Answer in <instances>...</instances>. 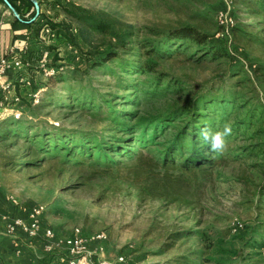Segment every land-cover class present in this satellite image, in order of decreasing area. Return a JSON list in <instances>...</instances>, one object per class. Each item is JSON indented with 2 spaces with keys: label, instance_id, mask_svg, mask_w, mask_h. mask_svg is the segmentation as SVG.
Segmentation results:
<instances>
[{
  "label": "rangeland",
  "instance_id": "374dc122",
  "mask_svg": "<svg viewBox=\"0 0 264 264\" xmlns=\"http://www.w3.org/2000/svg\"><path fill=\"white\" fill-rule=\"evenodd\" d=\"M51 1L52 18L73 23L77 45L51 28L44 50L27 68V89L23 84L16 90L22 101L0 104V183L5 195L19 202L14 214L20 205H43L44 225L57 237L79 230L95 257L113 264H173L182 254L221 264H264V155L249 152L264 127L259 121L264 119L259 109L264 106V9L255 13L249 4L259 1L264 7V0ZM220 11L233 24H221ZM92 22L104 25L91 28ZM182 25L207 33V44L175 39L162 44L164 52H173L158 59L154 71L132 73L122 66L149 57L148 41L164 39ZM110 53L123 61L102 59ZM44 67L54 71L51 77ZM211 88L245 94L241 102L201 109L221 121L214 131L243 119L247 103H254L253 118L238 130L231 126L225 149L208 152L215 160L197 177L185 174L172 198L146 195L139 180L143 165L130 157L138 149L157 156L160 146L152 130L143 138L108 128L111 112L128 109L143 116ZM38 89L44 96L34 103L31 94ZM176 123L165 128L171 131ZM131 135L137 138L133 145L120 141ZM102 137L122 148L104 155L102 147L95 150L102 161L94 165L89 152ZM77 138L85 139L83 153L70 142ZM236 221L243 226L235 229ZM101 231L107 238L93 241Z\"/></svg>",
  "mask_w": 264,
  "mask_h": 264
},
{
  "label": "trees",
  "instance_id": "16d2710c",
  "mask_svg": "<svg viewBox=\"0 0 264 264\" xmlns=\"http://www.w3.org/2000/svg\"><path fill=\"white\" fill-rule=\"evenodd\" d=\"M31 1V0H29ZM40 7L42 1L38 0ZM33 4V2L31 1ZM251 10L255 13L263 10L264 7L259 3V1L251 2L249 4ZM42 8V7H41ZM35 14V11H34ZM78 20L85 22L87 19L82 15H77ZM40 26L47 25L50 28L54 29L59 36L67 38L72 44L77 45L76 35L73 32L74 25L73 23H68L64 20L55 21L53 18H50L43 14L42 9L40 14L36 18ZM35 19V20H36ZM88 21H86L87 23ZM91 28L100 29L104 24L92 22L89 23ZM87 24L81 26L80 34L84 35ZM209 35L205 32L199 30L196 26L193 25H182L180 27L173 28L169 30L165 38L151 39L147 46H151L145 51V54H148L149 57L144 59H138L132 62L122 63V66L125 70H128L132 73L138 71H154L158 65V59L164 58L167 55H170L173 50L163 51V43L166 44L175 39L183 40H192L199 45L207 44ZM211 46V45H210ZM213 47V46H211ZM217 50V49H216ZM210 52L218 54V51H215L214 48ZM118 57L121 62L123 61L121 56L118 53L106 54L102 59L108 61ZM102 61H94V66H100ZM52 75H49L51 77ZM245 94L242 95L240 91H237V88L231 89V91H216L215 89H209L205 93L195 94L192 99L184 103L173 104L166 109L147 113L146 115L141 116L136 114L132 110L121 109L119 111H112L111 116L109 117L108 128L113 130L120 129L124 133H140L143 138L146 137L148 132L152 130V139L155 144H158L159 155L153 156L143 152L141 149H138L136 152L131 155L130 159L136 161L143 165L145 175L142 179H139L142 183V191L150 197H171L174 194V191L177 190V185L181 182L187 180L184 177L187 176L197 177L201 173L205 172L206 164H210L213 157L210 156L208 152L210 151L207 145H203L199 138L198 132L201 128L207 127L212 131L218 128L221 121L217 119L216 116L208 118V113H202V108H208L212 103H233L241 102ZM138 103V101H137ZM244 108H247V113H245L244 118L237 117L234 123H231V126L235 127V130H238V127L243 124L247 126V122L253 118L254 114V103L251 107L247 103ZM259 109L261 112L264 110V106L260 105ZM264 113V112H263ZM262 115V114H261ZM202 118H207L202 120ZM259 119V118H258ZM263 117L261 116L259 121L260 124L264 125ZM177 122L176 126L172 127L171 131H168V128H165L166 124L170 122ZM47 134V133H46ZM259 142L254 143L250 146L249 152L261 153L264 155V127L258 131ZM17 136V135H16ZM62 138H65V136ZM135 135L129 137H121L123 140L127 141L128 145H133L136 142ZM47 138V137H46ZM61 139V138H60ZM47 140V139H46ZM70 141V140H69ZM49 142V139L48 141ZM46 142L44 144H46ZM72 144H77L78 152L83 153L88 148L86 147L84 138H77L70 141ZM44 146V145H43ZM52 146V145H51ZM140 146V145H139ZM103 148L102 155L106 152L110 153L111 151H116L117 149L122 148V145L115 146L113 142H104V138L100 139L99 143L93 145V150L89 152L91 156V162L94 165H98L101 162V156L94 153L95 150ZM42 146H39V149ZM68 148L67 151L72 150V147ZM141 148V147H140ZM219 155V153H218ZM264 167V165H263ZM105 170V169H103ZM102 169L96 171H103ZM179 171V173H175ZM176 199V198H175ZM188 233V232H186ZM182 233H176V236H180ZM173 264H221L220 262H212L208 257H203L202 259H197L195 255L192 254H182L175 258ZM247 264V263H240Z\"/></svg>",
  "mask_w": 264,
  "mask_h": 264
},
{
  "label": "crops",
  "instance_id": "0c3cea01",
  "mask_svg": "<svg viewBox=\"0 0 264 264\" xmlns=\"http://www.w3.org/2000/svg\"><path fill=\"white\" fill-rule=\"evenodd\" d=\"M10 1L18 10L22 19L13 13L5 0H0V60L5 57L19 56L23 57L27 61V64L18 71L10 70L1 76L0 84L10 81L16 84V90L20 92V87L23 84L25 85L24 88H27L26 83H17L18 79L19 77L29 78L31 76L27 68L33 65L36 58L44 50V43L47 42L48 37L45 32L47 25L40 26L37 19L30 21L35 11L34 4L31 1ZM41 1L43 14L52 18V1ZM5 95L7 93L0 89V98ZM8 100L9 102H13L11 94L8 95ZM9 102L7 101L5 103L9 104ZM3 110L0 107V111ZM1 186L0 183V212L14 215L18 211V206L9 198L14 195L6 196ZM61 239V237L52 239L50 241L51 249H48L46 242L43 240H31L24 235L14 237L6 232L5 220L0 215V264H64L66 247Z\"/></svg>",
  "mask_w": 264,
  "mask_h": 264
},
{
  "label": "built area",
  "instance_id": "2783aa9c",
  "mask_svg": "<svg viewBox=\"0 0 264 264\" xmlns=\"http://www.w3.org/2000/svg\"><path fill=\"white\" fill-rule=\"evenodd\" d=\"M219 21L221 24H233L232 18H228L224 11L218 13ZM45 32L52 34V30L49 26H46ZM27 64V61L23 57H5L0 60V77L8 73L10 70L18 71L22 69ZM44 74L51 75L54 71L48 67H44ZM19 84L30 83L29 79L25 77H19ZM1 91H5L7 95L0 98V104H3L8 99V95H12L13 101L15 103L22 101V96L16 93V84L7 81L0 84ZM34 103H39L42 101L44 93L41 89H38L31 94ZM16 205H19L18 200L14 196L9 197ZM19 213L14 215L9 213H1L0 215L5 220V230L9 235L18 237L24 235L31 240H43L46 242L48 249H51V240L57 238V235L51 227H47L43 222V215L45 207L43 205H35L32 207H22ZM243 226L240 221L235 222V229H239ZM107 238L104 231L95 233L91 236V239L95 242L103 241ZM66 247V258L64 264H113L111 262L100 260L95 257L96 252L87 248L85 245V239L76 230L75 234L72 236H67L61 239ZM19 245V244H18ZM124 260L123 256L119 257V261Z\"/></svg>",
  "mask_w": 264,
  "mask_h": 264
},
{
  "label": "clouds",
  "instance_id": "9594fccd",
  "mask_svg": "<svg viewBox=\"0 0 264 264\" xmlns=\"http://www.w3.org/2000/svg\"><path fill=\"white\" fill-rule=\"evenodd\" d=\"M232 133L231 126L225 124L222 130L212 131L210 128H201L198 138L203 145H207L212 152H222L227 143V137Z\"/></svg>",
  "mask_w": 264,
  "mask_h": 264
},
{
  "label": "water",
  "instance_id": "95a60500",
  "mask_svg": "<svg viewBox=\"0 0 264 264\" xmlns=\"http://www.w3.org/2000/svg\"><path fill=\"white\" fill-rule=\"evenodd\" d=\"M34 4L35 7V14L34 16L30 19V21L35 20L38 15L40 14L41 11V7H40V3L38 0H31ZM5 2L9 5V7L12 9L13 13L20 19H22V17L20 16L18 10L14 7V5L12 4V2L10 0H5Z\"/></svg>",
  "mask_w": 264,
  "mask_h": 264
}]
</instances>
